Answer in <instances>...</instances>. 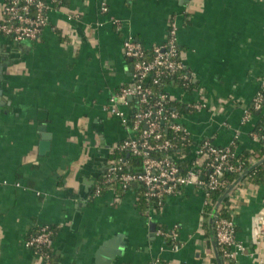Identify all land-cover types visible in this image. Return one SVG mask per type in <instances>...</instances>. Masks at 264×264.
Here are the masks:
<instances>
[{
	"label": "crops",
	"instance_id": "0c3cea01",
	"mask_svg": "<svg viewBox=\"0 0 264 264\" xmlns=\"http://www.w3.org/2000/svg\"><path fill=\"white\" fill-rule=\"evenodd\" d=\"M45 1L36 40L0 34V264H40L26 245L35 226L55 230L54 264H210L202 188L185 186L146 209L133 186L94 194L112 148L128 135L106 104L131 83L124 40L148 50L166 40L173 18L188 86L171 83L165 93L178 103L191 148L208 139L236 154L259 152L254 130L264 109L244 111L264 86V0ZM242 183L230 204L243 247L233 264H264V242L257 250L250 239L264 183ZM150 222L174 229L176 242L151 236Z\"/></svg>",
	"mask_w": 264,
	"mask_h": 264
},
{
	"label": "built area",
	"instance_id": "2783aa9c",
	"mask_svg": "<svg viewBox=\"0 0 264 264\" xmlns=\"http://www.w3.org/2000/svg\"><path fill=\"white\" fill-rule=\"evenodd\" d=\"M48 8L50 5L45 0H7L1 9L0 34L17 42L36 40L46 25ZM102 10L106 11V7L102 6ZM123 54L126 59H131V83L111 94L106 110L121 121L128 135L112 148V156L109 154L105 168L94 185V194L99 195L105 188L116 187L127 192L132 184H136L138 192L135 193L134 200L138 204L140 200H145L146 206L157 208L162 206L166 196L185 186H195L202 188L205 193L204 212L205 207L213 203L210 193L227 185V181L221 179L223 171L232 170L240 175L243 173L240 166L229 162V156L233 155L230 145L217 147L205 139L191 148L193 143H190V134L176 121L179 110L168 107L171 100L165 93L167 85H164L163 92L157 96H152L153 91L144 85L148 80L157 84L161 76L182 74L184 71L174 19L169 22L167 38L163 43L147 50L132 37H127L123 42ZM178 86H188L186 76ZM193 107L198 109L202 105L195 104ZM263 109L264 86L256 94L251 106L244 111V116L247 117L251 110ZM166 123V127L173 133L172 138L166 137L163 132ZM174 139L185 142L184 149L181 150L184 152L181 160L193 159L184 169L177 163L178 160L172 152L176 147ZM260 142L264 146V138ZM123 152L138 158V164H132L123 158ZM240 183L241 179L234 188ZM229 196L230 193L209 212V216L215 218V240L226 262L234 260L237 253L243 251L242 245L235 242L233 219L219 217L218 210ZM46 228L47 226H41L42 230L38 235L26 240V245L40 258V264L44 263L48 254L36 250L35 247L40 249L43 245H49L51 240ZM155 235L173 244L176 242L174 229L158 227ZM250 239L257 250H260L264 242V213L251 219ZM152 264H161V260L155 259Z\"/></svg>",
	"mask_w": 264,
	"mask_h": 264
},
{
	"label": "trees",
	"instance_id": "16d2710c",
	"mask_svg": "<svg viewBox=\"0 0 264 264\" xmlns=\"http://www.w3.org/2000/svg\"><path fill=\"white\" fill-rule=\"evenodd\" d=\"M151 56V54H149ZM185 77V71H183L182 74H174V75H168V76H161L159 78V82L157 84L152 83L151 80H148L144 85L148 88H150L153 91L152 96H157L159 93L163 92L164 85H169L171 83H174L176 85H181L183 83V78ZM178 103L176 102H169L168 107L169 109L174 108ZM252 112H256V110H251ZM168 124H165L164 127V134L166 137H173V133L171 130H169L166 126ZM254 132L259 136L260 141H263L264 138V116H261L260 122L256 126ZM176 147L172 150L173 154H175V158L178 160V164L181 168H185L186 166H189L192 160H181L182 155L184 154L183 151H181L183 146L185 145V142H180L178 139H174ZM188 143V142H186ZM192 143V141L190 142ZM190 145V144H189ZM231 153L233 155L229 156V162L234 166H240L241 167V173L243 175L238 174L237 172H234L232 170H224L222 173L221 179H225L227 181V185L225 188H221L219 190L212 191L210 193L212 204L210 206H206L205 210L203 212V217L205 218L204 227L207 229L208 236L212 238L213 242V254L210 258V264H233V260H228L226 262L225 257L222 254L221 248L216 243L215 238V227H214V221L215 218L213 216H209V212L214 210V207L216 204H218L221 201V198L227 188L232 185L240 176L241 182L248 183L251 185H261L264 183V146L261 147V150L259 152L257 151H244L242 153L236 154L234 151L233 146H230ZM112 155L110 154V157ZM123 158L130 161L132 164H138L139 160L136 157H133L132 155H127V153L123 152L121 154ZM254 161H253V160ZM242 183V184H243ZM235 188L233 187L230 190V196L229 198H226L224 202L222 203V206L220 207L219 211V217L225 216L228 218H232V215L230 213V204L231 200L230 197L234 193ZM117 193L120 192V188L116 187ZM140 206L141 209H146L148 206H146L145 200H140ZM41 226H35L29 231L28 237L38 235L41 232ZM46 232L49 233L50 240H52L55 230L52 227L47 226L45 229ZM36 250L41 251L43 253L48 254V258L44 260L43 264H54V256L52 252L50 251L49 245H43L40 249L36 248ZM161 264H165L163 261H161Z\"/></svg>",
	"mask_w": 264,
	"mask_h": 264
},
{
	"label": "water",
	"instance_id": "95a60500",
	"mask_svg": "<svg viewBox=\"0 0 264 264\" xmlns=\"http://www.w3.org/2000/svg\"><path fill=\"white\" fill-rule=\"evenodd\" d=\"M188 1H189V0H182V3L184 4V3L188 2ZM128 62H129V64H130V70H131V67H132V66H131V59H128ZM0 69H1V66H0ZM240 177H242V176H240ZM240 177H239V178H238V179H237L232 185H230V186L227 188V190H226L225 193L223 194L221 200L224 199L225 197H228V194H229L230 190L235 186V184H236L237 182H239V180L241 179ZM132 186L135 187L136 184H132ZM86 193H87V195H85V196L82 197L84 200L87 198L89 192H87V190H86ZM79 216H80V212H77L76 215H75V218H74V219H78ZM149 230H150V235H151V236H154L155 231H156V224H155V222H150ZM104 245H106V244H104ZM96 261H97V264H99V260L97 259Z\"/></svg>",
	"mask_w": 264,
	"mask_h": 264
}]
</instances>
